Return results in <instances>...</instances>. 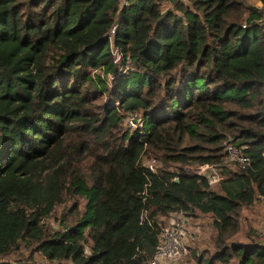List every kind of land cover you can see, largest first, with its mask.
<instances>
[{"label":"trees","instance_id":"obj_1","mask_svg":"<svg viewBox=\"0 0 264 264\" xmlns=\"http://www.w3.org/2000/svg\"><path fill=\"white\" fill-rule=\"evenodd\" d=\"M260 1L0 0V257L147 264L184 211L211 219L206 264H264V244L239 241L264 200ZM128 116L141 126L116 137Z\"/></svg>","mask_w":264,"mask_h":264},{"label":"built area","instance_id":"obj_2","mask_svg":"<svg viewBox=\"0 0 264 264\" xmlns=\"http://www.w3.org/2000/svg\"><path fill=\"white\" fill-rule=\"evenodd\" d=\"M128 0H120L121 6L127 4ZM117 26L111 31V37L115 35ZM116 57L115 62L119 63L122 60V51L115 48L113 51ZM130 62V60H128ZM228 160L236 163L239 166L245 167L249 164V159L244 155L242 149L236 148L234 145H227ZM143 166L150 171L155 172L158 167L157 160H144ZM199 174L206 176L209 185L214 189L218 187L221 178L218 170L210 165H204L199 168ZM187 213L177 211L171 213L164 219V227L162 228L159 244L156 247L155 254L152 257H146L147 264H185V261L191 254V245L195 241V233H192L190 221L186 219Z\"/></svg>","mask_w":264,"mask_h":264},{"label":"rangeland","instance_id":"obj_3","mask_svg":"<svg viewBox=\"0 0 264 264\" xmlns=\"http://www.w3.org/2000/svg\"><path fill=\"white\" fill-rule=\"evenodd\" d=\"M253 6L256 8H262L263 4L260 0H252ZM167 7H170L169 4H167ZM115 49V48H114ZM113 49V51H114ZM129 63V62H128ZM119 65L120 70H126L125 68L128 67V65H123L120 61L119 63H116ZM124 68V69H123ZM102 78H104V75H101ZM109 84H112L113 79L111 77L107 78ZM106 101L101 100V102ZM134 116L125 118L123 124L119 127L118 130L114 131L115 136L119 137L123 134L125 130L128 128H131V130L138 129L141 125L138 121L134 120ZM138 120V119H137ZM158 162V161H157ZM159 166V163H158ZM215 191H218L219 187H214ZM164 219L163 218V227H164ZM186 219L190 221V224L192 226V233L194 232V237L196 238L194 243L191 245V254L189 258L185 261V264H206L209 257L213 254V251H206L209 246L208 239L212 235V230L210 228V222L211 219L209 217H205L201 214L197 215H188L186 216ZM241 225L242 227V233L240 234L239 241L240 242H250V239L248 238L249 235H252V238L258 243V244H264V200L261 202H258L256 206L250 209L244 208L241 212ZM166 220V219H165ZM54 228H57L55 225ZM204 256L203 258H200ZM33 257L36 261H42V257L35 254L33 251L30 250V248H26V246L22 245L19 250L14 251L10 256L7 258L0 257V261H10L13 263L18 264H27L28 260Z\"/></svg>","mask_w":264,"mask_h":264}]
</instances>
